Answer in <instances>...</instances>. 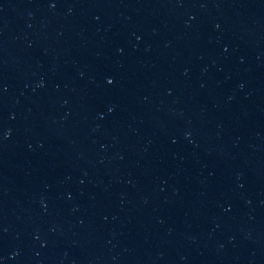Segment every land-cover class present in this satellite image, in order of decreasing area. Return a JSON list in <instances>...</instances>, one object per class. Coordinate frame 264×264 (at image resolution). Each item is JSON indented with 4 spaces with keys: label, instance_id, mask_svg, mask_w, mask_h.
<instances>
[{
    "label": "water",
    "instance_id": "obj_1",
    "mask_svg": "<svg viewBox=\"0 0 264 264\" xmlns=\"http://www.w3.org/2000/svg\"><path fill=\"white\" fill-rule=\"evenodd\" d=\"M0 264H264V0H0Z\"/></svg>",
    "mask_w": 264,
    "mask_h": 264
}]
</instances>
